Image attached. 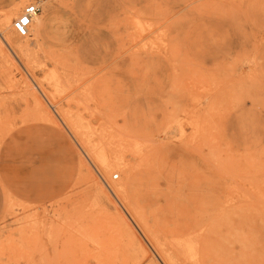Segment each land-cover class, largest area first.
Segmentation results:
<instances>
[{
    "label": "rangeland",
    "instance_id": "rangeland-1",
    "mask_svg": "<svg viewBox=\"0 0 264 264\" xmlns=\"http://www.w3.org/2000/svg\"><path fill=\"white\" fill-rule=\"evenodd\" d=\"M32 1L42 47L0 35V264H192L199 220L264 264V0H26L7 40Z\"/></svg>",
    "mask_w": 264,
    "mask_h": 264
},
{
    "label": "bare ground",
    "instance_id": "bare-ground-1",
    "mask_svg": "<svg viewBox=\"0 0 264 264\" xmlns=\"http://www.w3.org/2000/svg\"><path fill=\"white\" fill-rule=\"evenodd\" d=\"M15 13H8V11L7 12H1L0 11V35H2V37H3V39H4V41L6 42V44L11 48V50H14V51H16V52H13L14 54L15 53H17V52H19L20 54H22V55H24L26 58H27V56H29V51L31 50V48H33L34 46H36V47H42V41L39 39V36L37 35V33H36V31H34V32H29L30 33V35L28 36V35H26L27 37H31L32 38V42L34 43L33 45H31V43L32 42H29L28 40H25V41H19V42H12V41H9V40H7V38H9V37H5L4 36V34L6 33V32H8L9 31V29H10V26H11V21H12V18H13V15H14ZM38 14H39V12H38ZM38 14L36 15V17L34 18V20H33V22H32V24H31V26H34V23L36 22V19H37V17H38ZM30 26V29L32 30V27ZM33 29H34V27H33ZM32 35H33V37H32ZM29 39V38H28ZM31 40V39H30ZM18 54V53H17ZM17 54L15 55V56H17ZM19 54V55H20ZM34 56V55H33ZM18 57H20V56H18ZM29 58V57H28ZM19 59V58H18ZM30 59V58H29ZM27 61H29L28 59H27ZM45 67V66H44ZM55 71V70H54ZM56 71H57V69H56ZM56 71H55V73H56ZM58 72H59V70H58ZM49 75V74H48ZM54 75H56V74H54ZM50 76V75H49ZM51 78V77H50ZM53 79V78H52ZM56 79V78H55ZM55 81V80H54ZM55 84H59V83H57V82H55ZM54 84V85H55ZM56 85V86H57ZM60 85V84H59ZM82 88V87H81ZM83 101V100H82ZM98 152H100V151H98ZM135 153V152H134ZM107 154H105L103 151L102 152H100V159H101V162L100 163H102V166L104 167V169H105V171H107V172H111L112 170H114V168H118V169H120V170H122L123 171V173L125 174V172H126V175H127V177H126V180H124V181H121L118 185H116V186H114V191L116 192V193H119V194H121V193H125L126 191H127V189L129 188V186L131 185V183H132V179H133V171H132V168H130V167H128V168H126V170L125 169H122V167H121V165H122V162H120L119 161V159L118 160H115V161H112L111 159L109 160V158L106 156ZM106 172V173H107ZM113 174V173H112ZM111 176V175H110ZM114 192V193H115ZM138 203V202H137ZM219 210V209H218ZM217 213V212H216ZM203 214H204V212H203ZM202 214V215H203ZM201 215V216H202ZM205 215V214H204ZM203 215V216H204ZM210 220V219H209ZM208 220V221H209ZM189 221V220H188ZM196 221V220H195ZM194 221V222H195ZM207 222V221H206ZM191 223V222H190ZM182 224V223H181ZM181 226V225H180ZM207 226V225H206ZM178 227V226H177ZM174 232H173V234L177 237L176 238V240L177 241H175L176 242V245L174 244V243H172V245H174V246H176L175 248H177V249H183V250H185V251H187L188 253H189V255L188 256H192V258H193V261H191L190 259H188L189 257H187V259H186V254H184L183 252H185V251H183V252H181L182 250H180V252L183 254L182 256H184L185 258H184V260L185 261H189L190 260V262H192V264H204V262H205V260H206V255H209V256H211V257H215V259L216 260H219L220 261V263L221 264H234V263H231V261H226L227 260V258L228 257H226L225 258V260L222 258V257H220V255H221V253L220 252H218V248H216V246H215V249L216 250H213L212 248H210L209 247V244L207 245V247H206V241H205V238L206 239H208L207 237H205L206 235H205V233H206V227H205V223L203 222V221H201V220H199L198 221V223L197 224H188V225H186L185 227H183V228H180L179 229V227L178 228H176L175 230H173ZM205 237V238H204ZM209 237V236H208ZM175 239H173V241H174ZM172 241V242H173ZM165 242V241H164ZM208 242H209V240H208ZM168 243V242H167ZM170 246H171V244H170ZM179 248H178V247ZM163 247V246H162ZM165 247V246H164ZM181 247V248H180ZM171 248V247H170ZM174 248V247H173ZM207 248V249H206ZM179 250H178V252H179ZM170 251V250H169ZM176 251V250H175ZM177 252V253H178ZM179 252V253H180ZM212 252L213 253H216L215 255H213L212 254ZM161 253H166V251L165 250H163V251H161ZM208 253V254H207ZM167 256V255H166ZM170 257L169 258H173L172 256H174V255H169ZM209 256H208V258H209ZM166 258H168V257H166ZM143 259V258H142ZM173 259H175V258H173ZM232 259V258H231ZM168 260V259H167ZM177 260V259H176ZM233 260V259H232ZM170 261H172V260H170ZM169 261V262H170ZM175 261V260H174ZM173 261V262H174ZM173 262H171L172 264H175V263H173ZM176 263L178 262V261H175ZM170 263V264H171ZM184 264H185V262H183ZM206 263V262H205ZM213 263V262H212ZM178 264V263H177Z\"/></svg>",
    "mask_w": 264,
    "mask_h": 264
},
{
    "label": "built area",
    "instance_id": "built-area-1",
    "mask_svg": "<svg viewBox=\"0 0 264 264\" xmlns=\"http://www.w3.org/2000/svg\"><path fill=\"white\" fill-rule=\"evenodd\" d=\"M39 11L40 5L37 1L25 5L21 14L13 20V27L19 35L26 36L29 34L30 26Z\"/></svg>",
    "mask_w": 264,
    "mask_h": 264
},
{
    "label": "crops",
    "instance_id": "crops-1",
    "mask_svg": "<svg viewBox=\"0 0 264 264\" xmlns=\"http://www.w3.org/2000/svg\"><path fill=\"white\" fill-rule=\"evenodd\" d=\"M26 0L21 1H11L8 3V7L5 10H1V12H7L8 13H20L21 3H24ZM34 31H36L37 35L39 36V39L42 41V45L44 44V41L42 39V33L43 30L46 27V21L41 17L40 13L38 14V17L36 19V22L34 23Z\"/></svg>",
    "mask_w": 264,
    "mask_h": 264
}]
</instances>
